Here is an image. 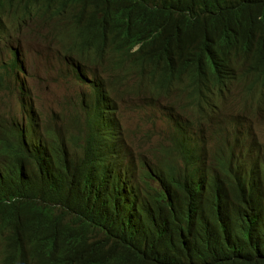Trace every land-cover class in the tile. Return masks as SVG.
Listing matches in <instances>:
<instances>
[{
  "label": "clouds",
  "instance_id": "1",
  "mask_svg": "<svg viewBox=\"0 0 264 264\" xmlns=\"http://www.w3.org/2000/svg\"><path fill=\"white\" fill-rule=\"evenodd\" d=\"M139 23L141 36L98 47L80 30L66 32L45 9H34L33 0H0V33L11 31L0 38V146L22 141L40 163L41 147L46 165L32 166H61L79 183V171L102 161L104 182L124 186L132 167L136 188L161 194L150 227L158 213L170 211L174 194L167 190L192 189L203 179L220 195L222 211L264 219V134L258 127L264 123V33L252 35L235 23L222 29L205 24L191 33L179 20L157 16ZM62 83L74 92L59 95L55 87ZM227 146L232 150L222 163L229 164L235 185L217 181V189L206 175L216 177L214 156ZM16 258L0 255V264H19Z\"/></svg>",
  "mask_w": 264,
  "mask_h": 264
},
{
  "label": "trees",
  "instance_id": "2",
  "mask_svg": "<svg viewBox=\"0 0 264 264\" xmlns=\"http://www.w3.org/2000/svg\"><path fill=\"white\" fill-rule=\"evenodd\" d=\"M33 3L34 9H45L66 32L80 30L98 47L107 40L141 36L143 28L139 20L142 23L153 16L166 21L179 20L191 33L205 24L222 29V23L243 26L252 35L264 33V0H33ZM223 8L227 10L222 11ZM231 80L228 73L223 95ZM102 101L104 104L105 99ZM95 117L96 114L94 120ZM197 135L200 137L202 133ZM10 138L13 139L11 134ZM231 150L227 146L218 151L214 156L218 173L216 177L206 175L207 181H215L217 189V181L234 184L229 164L222 163ZM43 152L40 147L36 155L46 165ZM0 153L3 261L16 256L19 264H264V219H243L222 211L220 195L205 186V179L192 189L176 185L177 189L167 190L174 194L170 211L158 213L153 219L157 225L150 227L148 222L160 206L161 194L159 191L152 194L153 189L148 186L136 188L132 167L128 169L129 176L122 178V183L126 180L124 186L104 182L101 175L106 166L102 161L79 171L75 175L79 183L61 166L37 170L34 166L41 163L28 156L22 141L16 146L14 140L11 144L4 142ZM127 154L124 152L120 157ZM241 179L235 180L241 184ZM95 183L105 188L94 191ZM245 186L254 187L251 183ZM257 191L258 186L254 193ZM259 200L257 197L255 202ZM138 206L143 220L139 218Z\"/></svg>",
  "mask_w": 264,
  "mask_h": 264
},
{
  "label": "rangeland",
  "instance_id": "3",
  "mask_svg": "<svg viewBox=\"0 0 264 264\" xmlns=\"http://www.w3.org/2000/svg\"><path fill=\"white\" fill-rule=\"evenodd\" d=\"M2 58H3V52L0 55V60ZM44 71H45V67L39 62L37 64V73L38 74H41V73H44ZM25 85H26V83H25ZM26 87H27V85H26ZM45 88H46V90L49 89V85H47ZM55 90H57V92L59 93V95L70 94V93L74 92L73 86L70 85V84H68V83H62V84H60L58 88L55 87ZM26 101L27 100L23 97V100L21 99L22 105L25 106L24 102H26ZM8 104H10L11 106H15V101L13 99H10L8 101ZM26 105H27V102H26ZM25 107L27 109V106H25ZM31 120L33 121V117L31 118ZM167 123H169V120H167L164 124H167ZM258 127H259V132L261 134H264V123L260 124ZM203 132H204V130H203ZM157 141H159V140L156 139L155 142H157Z\"/></svg>",
  "mask_w": 264,
  "mask_h": 264
},
{
  "label": "bare ground",
  "instance_id": "4",
  "mask_svg": "<svg viewBox=\"0 0 264 264\" xmlns=\"http://www.w3.org/2000/svg\"><path fill=\"white\" fill-rule=\"evenodd\" d=\"M11 31H6V32H2V33H0V38L2 37V36H4V35H6V34H8V33H10ZM32 59H33V54H30L29 56H28V68H31L32 67ZM31 61V62H30ZM19 74H21V72H19ZM23 86H26L25 84H23ZM21 99L23 100V95L21 96ZM27 102V101H26ZM26 102H24V104H25V106H27L26 105ZM103 102V101H102ZM24 106V105H23ZM24 106V107H25ZM26 108V107H25ZM27 110V109H26ZM30 115H31V118L33 117L32 116V112H30ZM211 116V115H210ZM30 118V119H31ZM17 120H18V118H17ZM95 124H96V122H95ZM199 133H204L203 132V130L201 129V130H199L198 131V133L197 134H199ZM40 148V147H39Z\"/></svg>",
  "mask_w": 264,
  "mask_h": 264
}]
</instances>
